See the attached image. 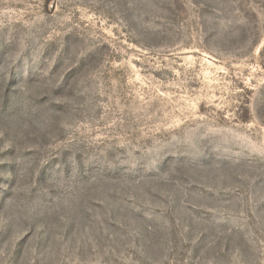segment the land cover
I'll list each match as a JSON object with an SVG mask.
<instances>
[{
    "label": "rangeland",
    "instance_id": "rangeland-1",
    "mask_svg": "<svg viewBox=\"0 0 264 264\" xmlns=\"http://www.w3.org/2000/svg\"><path fill=\"white\" fill-rule=\"evenodd\" d=\"M0 264H264V0H0Z\"/></svg>",
    "mask_w": 264,
    "mask_h": 264
}]
</instances>
